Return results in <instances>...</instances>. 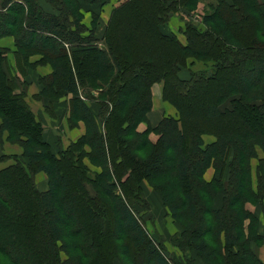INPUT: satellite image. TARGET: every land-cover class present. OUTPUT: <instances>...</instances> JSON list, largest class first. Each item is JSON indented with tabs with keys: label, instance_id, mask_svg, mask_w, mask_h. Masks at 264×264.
<instances>
[{
	"label": "trees",
	"instance_id": "trees-1",
	"mask_svg": "<svg viewBox=\"0 0 264 264\" xmlns=\"http://www.w3.org/2000/svg\"><path fill=\"white\" fill-rule=\"evenodd\" d=\"M43 1L51 8L40 0H0V38H14L21 76L51 67L37 75L36 98L52 104L69 94L68 126L81 121L85 131L50 150L21 89L25 81L0 48V141L5 131L22 148L19 157L0 154V162L13 160L0 166V257L9 264H117L118 247L127 260L136 257L133 241L145 253L139 263L177 264L137 210L145 182L177 224L178 243L205 264H264L250 248L252 241L264 247L260 220L246 208L258 204L264 213V156L255 188L250 163L258 147L264 152V130L257 117L251 121L258 130L245 128L249 114L264 113V2L203 0L201 23L186 19L178 30L182 43L168 22L177 12L189 16L202 0H123L102 37L97 27L109 0ZM196 61L210 63L196 69ZM229 78L235 81L226 84ZM158 82L177 116L138 131ZM205 134L215 140L205 143ZM38 172L44 189L35 183Z\"/></svg>",
	"mask_w": 264,
	"mask_h": 264
},
{
	"label": "crops",
	"instance_id": "crops-1",
	"mask_svg": "<svg viewBox=\"0 0 264 264\" xmlns=\"http://www.w3.org/2000/svg\"><path fill=\"white\" fill-rule=\"evenodd\" d=\"M123 0H109L106 4L103 5L101 12H100V27L98 28L97 35L99 37H102L108 17L114 7L119 5ZM261 3L264 2V0H259ZM199 6V5H198ZM197 6V7H198ZM198 11V9H195V12ZM202 12V11H201ZM84 19L83 22L89 26L90 24V12L84 11ZM178 17L179 14H176ZM173 17L170 19L169 27L170 29L176 33L178 36V39L185 43V39L183 37V34H180L178 30H176L175 25V19L177 18ZM197 23H201V21H197ZM201 25V24H200ZM184 39V40H183ZM0 48L6 49L5 52L6 56V62L9 68L12 70V72L16 73L20 79L25 81V85L21 89L25 90L26 92V101L30 105L33 113L35 114V117L37 120H40L43 125V137L45 140H48L47 138L51 135H60L64 134L65 139L61 142V145L63 148H65L71 141L76 140L78 137H80L85 129L83 122L79 121L75 127H69L67 123V118L69 114L68 109V100L70 98L69 94H61L56 100H53L52 104H49L48 102L50 99L47 97L45 98H36V95L41 89V86L39 85L37 81V75H45L49 74L51 72V67L48 65H42L37 66L35 70H29L28 75L21 76L20 73L16 70L15 65V57H14V38L12 36H4L0 38ZM38 59V56H32L31 60ZM14 70V71H13ZM16 71V72H15ZM25 78V79H24ZM162 87L163 83L158 82L152 85L151 92H152V108L147 113V121L152 125L155 126L158 121L163 116H177L176 109L167 101L163 100L162 98ZM46 103V104H45ZM45 105L49 106V110L51 115H49L48 110L45 109ZM1 121V120H0ZM147 127V123L140 122L137 126L138 131H143ZM157 135L154 132H150L149 138L152 141H156ZM203 140L205 143H209L211 141L215 140V137L213 135H203ZM257 157L252 158L251 163V178L252 183L255 188L256 185V166L258 163V159L264 156V152L258 147L256 149ZM0 154L5 155H12V156H21L22 154V148L16 143H11L7 139V132H3L1 134V141H0ZM3 166V165H2ZM214 174V169L212 167L208 168L204 173V178L206 180H210ZM45 188V187H44ZM42 188V189H44ZM221 200V197L217 198V201L219 202ZM246 208L250 210L251 212L255 213L259 217V227L258 231L264 234V213L261 211L260 206L258 204L253 203H246ZM174 228L177 226L174 225ZM250 248L253 251V253L256 255L258 259H260L262 262H264V247L260 244H258L255 241H252L250 243ZM189 256L194 259L195 264H205L198 256H196L192 251H187Z\"/></svg>",
	"mask_w": 264,
	"mask_h": 264
},
{
	"label": "rangeland",
	"instance_id": "rangeland-1",
	"mask_svg": "<svg viewBox=\"0 0 264 264\" xmlns=\"http://www.w3.org/2000/svg\"><path fill=\"white\" fill-rule=\"evenodd\" d=\"M259 1V0H258ZM40 3H42V5L46 8H51L49 3L40 0ZM204 4L205 2L202 0L200 2H198L197 4V9L198 11H193L191 12V14L186 15V14H181L178 17L176 14H179V12L174 13L172 16L177 18L175 19V25H173L174 27H176V30H180L182 28H184V23L186 21V19L194 21L195 23L197 21H201V17L204 11ZM202 11V12H201ZM171 16V18H172ZM84 19V17H83ZM90 22H91V16H90ZM99 22V21H98ZM101 22H99L100 24ZM90 24V23H89ZM98 24L97 29L100 27V25ZM170 24V22H168V25ZM180 34L181 31H178ZM184 37V41H186L185 36ZM195 64L193 65L194 68L196 69H204L207 65H209L210 62H203V61H196L194 62ZM235 80L229 78L226 82V84L229 83H233ZM208 89V93H209ZM203 104H208L209 103V97H205L203 98ZM95 102H90V105L92 107V110L95 114L98 113V109L99 107L94 104ZM198 106V104L196 105ZM202 107H204L202 105ZM19 109V108H18ZM205 109V108H204ZM20 110V109H19ZM191 111L194 113L195 112V108H192ZM21 112V110H20ZM48 113L49 115H51L50 110L48 108ZM18 114V110L16 112H14V117L17 118ZM250 117H248L246 120L248 122V124H246L247 126H245V128L249 129H253V130H258V126L255 124L254 121V117H257L259 123H260V128L262 130H264V113L262 114H249ZM192 120L191 117H188V121ZM256 120V119H255ZM257 121V120H256ZM144 123H147L148 125H151L147 120L143 121ZM49 145H50V150L57 151L59 150V148H63V146L61 145V142L63 141V139H65L64 134H60V135H51L47 138ZM13 161V160H6L3 162H0V166H4L6 165V163ZM84 162L90 167V169H94L96 170V167L92 166L89 163V159L86 157L84 159ZM34 180L35 183L37 185V187L39 189H42L44 187H46V177L42 172H38L34 175ZM144 187L142 188V201L140 204H136L137 210L139 211V214H141V218L143 220V223L145 225V227L147 228V230L149 231V233L152 235L153 239L159 244H163L165 247V251L167 253V255L171 258H175L177 259L178 263L177 264H194L192 262V259H190L191 257H188V250L185 247H182V245L180 243H178L177 239L179 232L176 231V228H174L175 224L168 211L167 208L164 206V204L161 201V198L159 196V194L157 193V191L155 189H153L152 186H150L147 183H143ZM87 188L89 189V193L91 195L95 194H99L100 192L96 191L91 185L87 184ZM118 244L121 243L120 241L117 242ZM120 245V244H119ZM132 246L134 247L135 251H136V257L133 259V261H129L131 260L130 258H128V256L122 254L120 252V248L118 247L117 250V259H116V263L117 264H142L139 263L142 259L145 258V253L142 249L141 245H138L136 242L132 241ZM126 257L129 259L127 260ZM0 264H9V262L7 261L6 258L4 257H0Z\"/></svg>",
	"mask_w": 264,
	"mask_h": 264
}]
</instances>
